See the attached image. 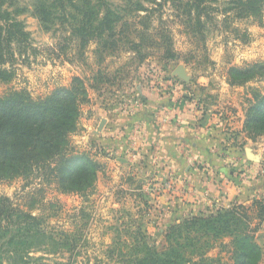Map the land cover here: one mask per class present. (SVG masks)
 I'll list each match as a JSON object with an SVG mask.
<instances>
[{"label": "rangeland", "instance_id": "rangeland-1", "mask_svg": "<svg viewBox=\"0 0 264 264\" xmlns=\"http://www.w3.org/2000/svg\"><path fill=\"white\" fill-rule=\"evenodd\" d=\"M109 1L129 21L124 28L134 38L136 27L142 26L139 15L150 14L154 32L157 27L172 37L175 57L167 58L164 49L157 47L140 61L128 44H121L112 53L99 48L96 42L81 49L70 22L59 20L55 28L48 29L37 12L38 0H15L23 9L19 18L31 34L32 46L22 55L18 52L16 76L10 83L0 82V95L13 88H27L34 97L44 96L59 86L69 85L75 75L84 77L89 100L81 106L80 124L72 135V143L78 152H89L102 168L94 187L86 193L65 192L54 180L43 177L41 171L14 179L0 178V197L9 198L19 212L42 218L41 228L47 234L40 247L25 253V263L9 255L4 242L10 235L2 238V264H120L122 257L132 253L125 244L131 247L135 241H146L162 251L168 246L167 232L174 223L220 208L233 209L239 204L245 205L241 208L244 221L256 230V239L263 249L259 264H264V220L259 204L264 201V136L253 138L244 128L252 89L263 90L264 77L232 85L228 74L232 65L264 62V15L261 20L231 16L224 21V15L216 12L207 23L203 38L190 31L170 3ZM225 3L222 0L220 6ZM179 65L185 66L189 81L174 74ZM150 91L170 95L172 108L178 109L168 111L171 116H166L163 123L179 122V111L191 109L199 121L211 118L214 124L221 125L222 144L226 143L221 146L224 154H233L236 147L242 159L240 164L223 165L227 172L233 171L238 181L246 182L248 172L263 181L252 184V197L234 198L232 188L226 193L229 199L212 203L209 210H190L185 202L188 198L183 195L186 191L170 184L168 174L163 176L152 170L148 157L142 155L140 142L144 134L136 118L152 114L154 106L145 108ZM108 117L113 118L115 126L110 132L106 131ZM104 118L106 123L99 130ZM248 149L255 159L249 157ZM180 198L183 201H178ZM5 220L2 233L12 232L15 222ZM232 238L228 235L209 240L212 247L207 255L214 259L209 264L234 263ZM65 240L70 245L60 246Z\"/></svg>", "mask_w": 264, "mask_h": 264}, {"label": "trees", "instance_id": "trees-1", "mask_svg": "<svg viewBox=\"0 0 264 264\" xmlns=\"http://www.w3.org/2000/svg\"><path fill=\"white\" fill-rule=\"evenodd\" d=\"M221 1L158 2L159 5L170 3L190 31L203 38L205 27L216 12L224 15V21L231 16L261 20L264 15V0H226L223 7ZM36 8L48 29L55 28L59 20L64 24L70 22L81 49L96 42L99 48L112 53L121 44H128V49L136 53L140 61L157 47L164 49L167 58L175 57L172 37L157 27L154 32L148 13L139 15L142 26L136 27L134 38L124 28L129 21L109 0H38ZM22 12L15 0H0V82L3 83L12 82L16 76L14 66L18 52L22 55L32 46L31 34L19 18ZM228 74L232 85H244L264 77V62L232 65ZM88 92L86 79L75 75L69 85L59 86L44 96L34 97L27 88H13L1 94L0 178L14 179L41 171L43 177L54 180L65 192L86 193L92 189L102 165L89 152H78L72 143V135L80 124L81 106L89 100ZM252 94L244 128L255 138L264 136V89L254 87ZM263 202L259 203L261 220H264ZM244 207L239 204L233 209L220 208L174 223L167 232L168 246L162 251L146 241H135L131 247L125 244L132 253L122 257L120 264H209L214 261L207 255L212 247L209 240L228 235L233 236L230 242L233 264H259L263 249L256 239V230L250 229L249 223L244 221ZM19 211L9 198L0 197V240L10 235L4 242L9 247V255L25 263V253L40 247L47 234L41 228L42 218ZM5 218L9 219L8 223L15 222L12 232L2 233ZM69 245L66 240L60 243L63 247Z\"/></svg>", "mask_w": 264, "mask_h": 264}, {"label": "crops", "instance_id": "crops-1", "mask_svg": "<svg viewBox=\"0 0 264 264\" xmlns=\"http://www.w3.org/2000/svg\"><path fill=\"white\" fill-rule=\"evenodd\" d=\"M147 93L149 104H145V108L150 105V108L154 106V110L152 109L150 116L143 114V117L136 118L142 125L144 134L143 142H140L142 155L148 157L147 163L152 170L163 176L168 174L166 177L169 176L167 179L170 184L186 191L183 195L188 198L185 202L191 206L190 210H209L212 203L229 199L226 193L232 188L234 198L243 200L252 197V184L258 180L263 181L259 176L252 178L250 172L245 174L246 182L238 181L233 171L227 172V167L223 165L231 162L240 164L242 159L238 157L237 153H240L236 147L233 148V154H224L226 151L221 146L226 143L222 144L224 140L221 125L214 124L211 118L204 117L199 121L197 113L191 109L179 111V122L163 123L166 116H171L168 111L178 109L172 108L170 95H158L153 91ZM150 108L145 111L151 110ZM107 126L106 131L110 132L114 126L113 118H107ZM252 164L254 166L259 163ZM245 166L247 169V165ZM251 178L252 181H249ZM179 200L183 201L181 198ZM192 200L198 202L193 203Z\"/></svg>", "mask_w": 264, "mask_h": 264}, {"label": "water", "instance_id": "water-1", "mask_svg": "<svg viewBox=\"0 0 264 264\" xmlns=\"http://www.w3.org/2000/svg\"><path fill=\"white\" fill-rule=\"evenodd\" d=\"M174 74L178 75L180 78L184 79L185 81L190 80V76L188 75L187 70H186L184 65L177 66L174 70ZM105 123H106V119L104 118V119H102V121L100 123L99 130L103 129ZM248 155L251 158H254V159L256 158L255 154L252 153L249 149H248Z\"/></svg>", "mask_w": 264, "mask_h": 264}]
</instances>
